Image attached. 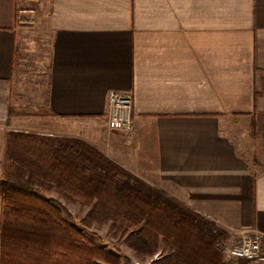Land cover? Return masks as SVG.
<instances>
[{
  "label": "crops",
  "instance_id": "1",
  "mask_svg": "<svg viewBox=\"0 0 264 264\" xmlns=\"http://www.w3.org/2000/svg\"><path fill=\"white\" fill-rule=\"evenodd\" d=\"M43 10L49 116L14 126L19 31ZM112 90L133 95L130 132L109 128ZM263 118L264 0H0V176L10 130L86 141L214 222L230 248L264 239Z\"/></svg>",
  "mask_w": 264,
  "mask_h": 264
},
{
  "label": "trees",
  "instance_id": "2",
  "mask_svg": "<svg viewBox=\"0 0 264 264\" xmlns=\"http://www.w3.org/2000/svg\"><path fill=\"white\" fill-rule=\"evenodd\" d=\"M6 138L0 264L121 263L41 190L91 208V220L112 222L130 233V247L151 257L160 254L154 264H252L226 259V232L90 144L20 131ZM262 247L264 253V239Z\"/></svg>",
  "mask_w": 264,
  "mask_h": 264
},
{
  "label": "rangeland",
  "instance_id": "3",
  "mask_svg": "<svg viewBox=\"0 0 264 264\" xmlns=\"http://www.w3.org/2000/svg\"><path fill=\"white\" fill-rule=\"evenodd\" d=\"M19 36L23 41V47L18 52L19 54L16 60L11 101L13 107H11L9 111V117L13 120L12 125L14 126L31 124L32 118L36 116H49V113H45L44 111L47 108L54 33L47 27V12L43 10L38 13V16L25 19L23 28L19 31ZM262 125L264 126V118ZM9 132H11V130ZM256 143V160L264 162V132L261 133V136L259 135L257 137ZM90 145L93 146L92 144ZM3 173L0 176V185ZM39 194L43 198L53 199L60 203L71 214L73 219L69 221L99 247L117 256L121 262L120 264H154V262L160 258V254L151 257L146 253L130 247L128 245L130 233L123 232L119 226L114 225L112 222L91 220V208L72 202L60 196L55 191L41 190ZM84 221H87L89 226H84ZM262 254L264 257L263 251ZM226 259L230 260L231 258L226 254ZM252 264L258 263L252 262Z\"/></svg>",
  "mask_w": 264,
  "mask_h": 264
},
{
  "label": "built area",
  "instance_id": "4",
  "mask_svg": "<svg viewBox=\"0 0 264 264\" xmlns=\"http://www.w3.org/2000/svg\"><path fill=\"white\" fill-rule=\"evenodd\" d=\"M108 125L112 130L130 132L133 124V95L131 92L112 90L108 93ZM263 237L258 234H244L226 254L231 259H245L264 263L262 254Z\"/></svg>",
  "mask_w": 264,
  "mask_h": 264
}]
</instances>
